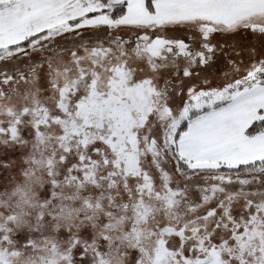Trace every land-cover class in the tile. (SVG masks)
Returning <instances> with one entry per match:
<instances>
[{
  "label": "snow or ice",
  "instance_id": "snow-or-ice-1",
  "mask_svg": "<svg viewBox=\"0 0 264 264\" xmlns=\"http://www.w3.org/2000/svg\"><path fill=\"white\" fill-rule=\"evenodd\" d=\"M0 264H264V0H0Z\"/></svg>",
  "mask_w": 264,
  "mask_h": 264
}]
</instances>
